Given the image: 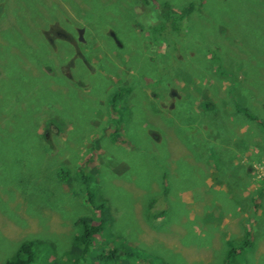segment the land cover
<instances>
[{
    "label": "rangeland",
    "instance_id": "rangeland-1",
    "mask_svg": "<svg viewBox=\"0 0 264 264\" xmlns=\"http://www.w3.org/2000/svg\"><path fill=\"white\" fill-rule=\"evenodd\" d=\"M2 165L0 264H264V0H0Z\"/></svg>",
    "mask_w": 264,
    "mask_h": 264
},
{
    "label": "trees",
    "instance_id": "trees-1",
    "mask_svg": "<svg viewBox=\"0 0 264 264\" xmlns=\"http://www.w3.org/2000/svg\"><path fill=\"white\" fill-rule=\"evenodd\" d=\"M194 10L195 9H194L193 2L186 3V5L183 8H175V7L170 6L168 4H162L157 10H156V8H154L151 11L146 10L145 14L148 17H151V19L153 21H157V23L153 26V27H155V29L157 31L163 32L164 30L167 29L171 33H174V32L178 33L185 26L184 19L186 18V14L188 16ZM157 96H160V94L157 93L156 97ZM207 106L209 108L213 107L212 104L207 105ZM112 124L114 126V130L119 129L120 123H118V121H113ZM242 141H244V140H242ZM184 144H186L188 146V148L191 149L189 147L187 141ZM194 146H196V144ZM232 159H233V157H231L230 161ZM6 167H7L6 165L0 166V168H6ZM240 167H242V166H240ZM262 178L264 179V175ZM62 179L63 178L61 177V181H62ZM63 180H65V179H63ZM229 186L231 187V185H229ZM229 186H227V187H229ZM260 186H264V184L260 185ZM259 190H260V187H259ZM260 191L262 192V190H260ZM260 191H258V192H260ZM88 202L91 203L92 199L90 198L88 200ZM156 202L157 201L155 199L152 200L151 205L154 206L156 204ZM105 206L106 205L104 203H102L96 207V210L97 209L99 210L100 208L105 209ZM160 214H161L160 212L151 213V216L152 217H159ZM105 221L107 224L108 219L104 218L101 220V222L98 225H95L93 222V218H81V219H79L77 221V223L79 226H83V230H82L81 234H78L75 237V239H74L75 244L73 245V247L65 251L64 258H66V256H67V259L65 261L61 262L60 264H80L79 263L80 258H82V255H84L86 250H88L91 247V245L94 243L95 235L101 234L103 232L104 228L106 227ZM249 242L251 243V239L244 241L243 245L246 246L249 244ZM34 245H35L34 241H27V242L22 243L20 245L17 253L15 254V256L12 259L8 260V262L6 264H35ZM81 245L84 246L83 249L80 247ZM116 250L117 249H112V252H115ZM76 251H79V252L76 253ZM119 258H120V256H119ZM51 260L53 261L52 264H54L57 261L55 259H51ZM107 260H109V259H107Z\"/></svg>",
    "mask_w": 264,
    "mask_h": 264
},
{
    "label": "crops",
    "instance_id": "crops-1",
    "mask_svg": "<svg viewBox=\"0 0 264 264\" xmlns=\"http://www.w3.org/2000/svg\"><path fill=\"white\" fill-rule=\"evenodd\" d=\"M203 147L201 144H197L196 146H192L191 149L188 147L182 146V149L178 148L173 152L167 150L169 157H176L177 154L184 155L185 157H206V155L202 154ZM208 157V156H207Z\"/></svg>",
    "mask_w": 264,
    "mask_h": 264
}]
</instances>
